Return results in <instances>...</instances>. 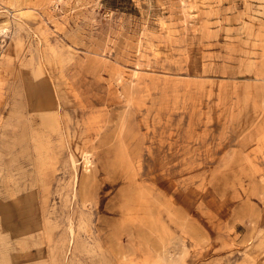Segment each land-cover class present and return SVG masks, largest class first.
<instances>
[{
    "label": "rangeland",
    "instance_id": "obj_1",
    "mask_svg": "<svg viewBox=\"0 0 264 264\" xmlns=\"http://www.w3.org/2000/svg\"><path fill=\"white\" fill-rule=\"evenodd\" d=\"M0 264H264V0H0Z\"/></svg>",
    "mask_w": 264,
    "mask_h": 264
}]
</instances>
